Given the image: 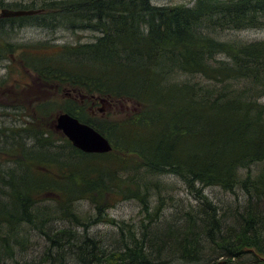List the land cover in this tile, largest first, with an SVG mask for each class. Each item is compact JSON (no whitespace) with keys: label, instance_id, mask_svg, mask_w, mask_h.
Instances as JSON below:
<instances>
[{"label":"trees","instance_id":"16d2710c","mask_svg":"<svg viewBox=\"0 0 264 264\" xmlns=\"http://www.w3.org/2000/svg\"><path fill=\"white\" fill-rule=\"evenodd\" d=\"M22 1L6 5L0 0V9L40 12L0 18V38L7 35L2 24L13 19L22 26L90 29L101 36L54 54L44 44L25 46L21 65L34 84L4 92L27 112V120L15 132L0 129V153L10 164L0 170V264L15 258L16 246L26 248L27 234L19 231L23 224L38 229L49 243L40 264H62L68 254L76 264H163L172 256L191 264L201 262L211 247L217 255L208 264L264 263V211L258 207L264 200V41L211 36L264 28V0H193L191 6H152L149 0ZM3 47L12 52L19 46ZM48 89L61 97L48 96ZM97 105L108 111L97 120L85 115L86 108ZM118 105L123 111L115 115ZM53 113L90 125L112 150L86 154L74 148L54 130ZM240 170L247 171L244 178ZM163 174L178 177L198 206L186 213L184 224L168 226L152 240L133 237L130 228L126 237L119 227L116 247L107 253L93 238L44 230L58 218L78 224L72 206L79 200L95 206L99 221L106 202L118 197L140 203L147 230L162 208L157 202L153 214L148 210L149 191L160 195L149 178ZM211 186L230 193L240 188L246 195L234 226L221 221L203 193ZM47 200L56 204L54 211L36 208Z\"/></svg>","mask_w":264,"mask_h":264},{"label":"rangeland","instance_id":"374dc122","mask_svg":"<svg viewBox=\"0 0 264 264\" xmlns=\"http://www.w3.org/2000/svg\"><path fill=\"white\" fill-rule=\"evenodd\" d=\"M6 5L21 0H2ZM30 0H23V4H27ZM152 6H191L193 0H149ZM5 8V7H4ZM3 8V9H4ZM7 8V7H6ZM0 9V13H1ZM9 19V18H8ZM21 21L13 19V21H6L3 23V31L7 32L0 38V52L3 57L0 59V129L4 130L6 134L16 129L22 128L26 118V111L18 109L13 101L6 97L7 90L19 91L25 89L26 85L34 84L32 73L21 65V60L24 57V51L28 50L27 45H46L51 54L56 53L62 46H74L77 44H86L96 41L101 33L96 30H72L59 27L57 29H48L33 25H20ZM218 41H239V42H260L264 41V28H252L236 31H214L211 32ZM13 44L16 47L12 52H8L3 47L4 44ZM38 52V51H36ZM48 52V53H49ZM23 83L17 87V83ZM6 90V91H5ZM48 89L46 94L51 97L61 95ZM55 94V95H54ZM59 101L58 99H56ZM264 102V99L261 100ZM21 104L24 108L26 103ZM99 109L104 111L99 112ZM111 110V109H110ZM108 111L105 107L95 106L92 109H87L85 115L91 119H99L102 114ZM115 115L123 111L120 105L113 109ZM59 113H53V116ZM1 148V147H0ZM2 150H0L1 152ZM5 156L0 153V170L7 169L10 164L6 163ZM261 164L251 166V171L254 172L259 169ZM242 178L246 176V170H240ZM148 178V177H147ZM151 185L156 183L160 188V195L153 192L154 188L149 191V206L150 213H154V205L157 202L162 203V208L159 213L154 216L152 224L147 225L145 230L143 224L148 223L145 220V213L142 212V206L137 200H122L109 199L101 213L99 221L97 219V212L95 206L89 200H79L73 204L72 211L78 216L79 223H69L66 219H54L45 225V232L57 233L61 230H71L80 239L83 237L93 238L98 242L101 250L107 253L113 251L116 247L114 240L119 237V227L123 228V235L128 237L132 234L133 237L141 239L145 238L152 240V235L163 234L168 226H181L187 220L186 213H190L192 209H197L198 201L185 187L184 183L175 175L163 174L154 175L149 178ZM154 183V184H153ZM203 193L217 208V216L225 223V225L235 224V216L242 212V208L247 204V197L240 188H236L233 192H225L219 187L211 186L203 190ZM161 197V198H159ZM260 211H264V200L258 205ZM39 210L54 211L56 204L47 200L36 207ZM113 221V222H111ZM92 222V224L87 225ZM124 224V226H122ZM130 228V229H129ZM127 229L133 231L127 233ZM149 229V230H148ZM20 235L27 234L28 243L26 248L21 246L15 247V258L13 260L5 261V264H14L15 261L24 264L30 262L40 264L42 262L43 254L49 248V243L38 229L32 226L23 224L19 229ZM21 237V238H23ZM158 238V237H157ZM26 240V239H24ZM206 247V245H205ZM214 247L207 248L204 252L203 260L199 263L191 264H208L207 259L216 258L217 252L213 253L211 250ZM68 254L62 264H76L72 255ZM73 259V260H72ZM222 261L224 258H219ZM163 264H189L183 260H179L177 256H172L169 259H164ZM42 264H47L46 261ZM224 264V263H223ZM230 264H239L238 261H233ZM264 264V263H259Z\"/></svg>","mask_w":264,"mask_h":264},{"label":"water","instance_id":"95a60500","mask_svg":"<svg viewBox=\"0 0 264 264\" xmlns=\"http://www.w3.org/2000/svg\"><path fill=\"white\" fill-rule=\"evenodd\" d=\"M40 11L34 10H9L3 9L0 18H15L31 16ZM102 103V101H101ZM102 112L103 109H99ZM53 128L61 133L74 148L86 154H106L112 150V146L107 138L86 123L80 122L77 118L67 114L56 115ZM264 261V258L262 259Z\"/></svg>","mask_w":264,"mask_h":264},{"label":"bare ground","instance_id":"6f19581e","mask_svg":"<svg viewBox=\"0 0 264 264\" xmlns=\"http://www.w3.org/2000/svg\"><path fill=\"white\" fill-rule=\"evenodd\" d=\"M35 11V10H34ZM81 22V21H80Z\"/></svg>","mask_w":264,"mask_h":264}]
</instances>
